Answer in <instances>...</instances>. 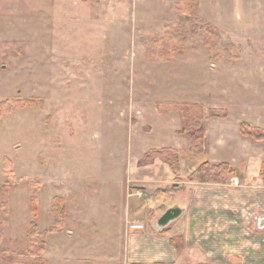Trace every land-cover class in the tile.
<instances>
[{"label":"rangeland","instance_id":"rangeland-1","mask_svg":"<svg viewBox=\"0 0 264 264\" xmlns=\"http://www.w3.org/2000/svg\"><path fill=\"white\" fill-rule=\"evenodd\" d=\"M187 1L0 0V103L21 99L0 117V184L7 159L20 179L0 192V260L30 257V184L40 183V232L55 226L54 198L66 199L46 264L94 249L97 264L110 253L123 262L111 208L123 209L137 157L175 138L154 122L153 111L172 112L157 103L227 105L233 123L264 117V0Z\"/></svg>","mask_w":264,"mask_h":264},{"label":"crops","instance_id":"crops-1","mask_svg":"<svg viewBox=\"0 0 264 264\" xmlns=\"http://www.w3.org/2000/svg\"><path fill=\"white\" fill-rule=\"evenodd\" d=\"M203 104L207 114L211 109H225L228 115L207 116L205 147L200 154L190 152L191 138L178 133L182 122L177 111L166 114L153 111L154 122L159 123L156 118L160 123L169 122L175 138L171 144L149 147L177 149L181 173L177 176L160 160L139 166L141 157H137L128 170L124 207L120 212L111 208L116 222L109 223L113 227L121 223L119 233L122 237L115 250L120 252L119 258L123 261L120 264H264V180L261 174L264 141L243 136L240 131L242 122L264 128V117L249 120L241 116L233 123L227 105ZM204 162H226L236 174L225 183L190 180L192 173ZM129 185L132 186L131 195ZM158 190L163 194L161 198L156 195ZM137 191L142 195L138 196ZM167 197L172 199V205L165 204V209L152 219L149 211ZM172 207H178L180 215L160 227L159 218ZM79 217L84 219V215ZM95 252L94 249L92 255H76L75 264H97ZM114 257L115 253H110L105 259L110 264H119ZM0 264L17 263L0 260Z\"/></svg>","mask_w":264,"mask_h":264},{"label":"trees","instance_id":"trees-1","mask_svg":"<svg viewBox=\"0 0 264 264\" xmlns=\"http://www.w3.org/2000/svg\"><path fill=\"white\" fill-rule=\"evenodd\" d=\"M188 1L182 0L183 6L186 5ZM192 3V1H190ZM189 4V3H187ZM193 5V4H192ZM21 99H14L11 102L0 103V117L13 109V107L18 104ZM157 107L161 113L165 111H177L180 115L182 128L178 131L179 134L187 133L191 138L190 151L192 153H202L205 147V120L207 116L210 117H226L228 112L225 109H211L209 114L206 112V107L203 103L195 102H159ZM240 131L243 136L250 137L256 141H264V128L251 126L247 122H242L240 125ZM157 159H162L167 163L170 168L174 171L177 176H180L181 165H180V154L177 149L174 148H161L153 149L146 153L144 158H142L138 165L145 166L152 164ZM12 162L10 159L6 160L4 165V172L8 177V181L4 184H0V192L6 194L9 189L12 188L13 183L10 180L19 181L12 172ZM236 170L228 163L221 162L218 164H212L210 162L202 163L189 177L192 181L198 182H228L234 175ZM261 174L264 180V163L262 164ZM32 196L30 198V228L29 234L32 239V245L30 247L29 253L30 257L22 255L20 258H12V261L20 262L23 264H46L43 257L40 256L41 253L45 251V236L50 232H59L65 226V215H66V199L62 196H57L54 198L52 209L49 215L56 219L55 226L45 232H40L38 230V225L36 223V218L38 216V204L39 197L37 193L41 188V184L31 183ZM7 197L9 196L6 194ZM5 195V196H6ZM37 239L41 243L37 242ZM38 246V247H37ZM132 264H146V263H132ZM153 264H175V263H164L156 262Z\"/></svg>","mask_w":264,"mask_h":264},{"label":"water","instance_id":"water-1","mask_svg":"<svg viewBox=\"0 0 264 264\" xmlns=\"http://www.w3.org/2000/svg\"><path fill=\"white\" fill-rule=\"evenodd\" d=\"M180 213L181 210L178 207H172L163 213V215L158 220V224L160 227L166 226L171 221L176 219Z\"/></svg>","mask_w":264,"mask_h":264},{"label":"built area","instance_id":"built-area-1","mask_svg":"<svg viewBox=\"0 0 264 264\" xmlns=\"http://www.w3.org/2000/svg\"><path fill=\"white\" fill-rule=\"evenodd\" d=\"M129 193H130V195H131L132 192H129ZM136 194H137L138 196H141V195H142V192H141V191H137Z\"/></svg>","mask_w":264,"mask_h":264}]
</instances>
